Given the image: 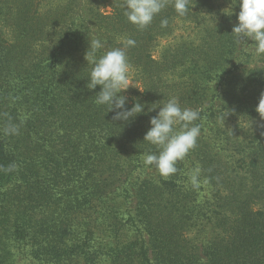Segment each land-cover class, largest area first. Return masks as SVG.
<instances>
[{"label":"trees","instance_id":"trees-1","mask_svg":"<svg viewBox=\"0 0 264 264\" xmlns=\"http://www.w3.org/2000/svg\"><path fill=\"white\" fill-rule=\"evenodd\" d=\"M123 3L0 0V264H264V55L231 34L238 0L169 4L144 29ZM92 38L97 57L136 42L121 95L143 113L114 121L94 102ZM173 97L201 132L165 178L143 137Z\"/></svg>","mask_w":264,"mask_h":264},{"label":"clouds","instance_id":"clouds-1","mask_svg":"<svg viewBox=\"0 0 264 264\" xmlns=\"http://www.w3.org/2000/svg\"><path fill=\"white\" fill-rule=\"evenodd\" d=\"M240 11L238 23L232 28V33L238 43L247 45L246 41H254L257 55H264V0H238ZM174 8L178 16L184 17L189 12V0H124L123 8L127 20L139 29L149 26L153 19L167 6ZM167 19L161 21V27H166ZM135 41L127 38L122 47H116L97 57V52L104 47L99 38L88 40L89 47L85 59L91 64L87 88L100 91L95 95L97 105L108 106L113 111L114 121H128L141 114L145 105L137 102L126 108L127 97L121 95L130 85V63L127 49L135 46ZM138 88V87H137ZM141 91V90H140ZM142 92V91H141ZM159 107V111L149 120L150 127L146 131L143 141L154 145L155 152L146 153L143 162L146 167H154L159 175L167 178L177 173V162L183 161L188 153L195 148L200 135V125L195 121L200 119V110L190 107H181L175 97L168 99ZM157 107H152V111ZM255 111L264 119V91L260 93L259 102ZM8 135L18 134L19 128L15 124H8L5 129ZM15 165L3 169L11 172ZM200 168L192 170L191 182L194 187L199 186Z\"/></svg>","mask_w":264,"mask_h":264},{"label":"rangeland","instance_id":"rangeland-1","mask_svg":"<svg viewBox=\"0 0 264 264\" xmlns=\"http://www.w3.org/2000/svg\"><path fill=\"white\" fill-rule=\"evenodd\" d=\"M157 54V53H156ZM134 84V83H133ZM131 86V85H130Z\"/></svg>","mask_w":264,"mask_h":264}]
</instances>
